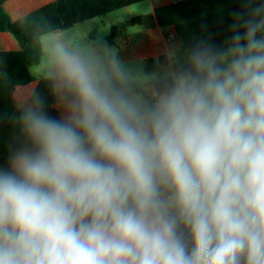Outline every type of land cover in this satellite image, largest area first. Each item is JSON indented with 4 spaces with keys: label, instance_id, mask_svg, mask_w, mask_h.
<instances>
[{
    "label": "clouds",
    "instance_id": "1",
    "mask_svg": "<svg viewBox=\"0 0 264 264\" xmlns=\"http://www.w3.org/2000/svg\"><path fill=\"white\" fill-rule=\"evenodd\" d=\"M240 3L152 68L22 18L53 104L0 108V264H264V0Z\"/></svg>",
    "mask_w": 264,
    "mask_h": 264
},
{
    "label": "trees",
    "instance_id": "2",
    "mask_svg": "<svg viewBox=\"0 0 264 264\" xmlns=\"http://www.w3.org/2000/svg\"><path fill=\"white\" fill-rule=\"evenodd\" d=\"M9 0H0V32L13 35L21 45V50L0 52V108L12 111L13 101L25 88H36L48 98L51 106L53 100L43 82L30 74V67L39 63L40 49L32 34V27L23 19L14 21L4 9ZM146 0H57L27 15L31 21L44 17L51 26L71 30L79 24L111 13L129 8ZM241 10L240 0H172L168 6L157 8L155 16L161 27H173L176 37L185 46L194 37H211L220 45L230 35L231 14ZM147 20L146 16L134 17L120 27H113L106 38L111 45H116L121 33L130 27L140 26ZM165 56L149 57L144 62L149 68L157 63L162 66ZM49 114L60 118L55 108H49ZM10 126L0 127V167H7L8 146L11 139Z\"/></svg>",
    "mask_w": 264,
    "mask_h": 264
},
{
    "label": "crops",
    "instance_id": "3",
    "mask_svg": "<svg viewBox=\"0 0 264 264\" xmlns=\"http://www.w3.org/2000/svg\"><path fill=\"white\" fill-rule=\"evenodd\" d=\"M55 1L57 0H9L4 5V9L9 13L12 20L17 21ZM146 1L150 2L152 12L147 15L131 13V16L126 21L139 16H146L147 20L142 25L130 27L127 31L121 33L118 39L123 40L121 47L117 46V44L112 45L123 54L125 60L133 64L141 60L144 61V59L149 57L165 56L169 45L180 43V40L176 37L175 29L173 27H161L155 16L157 8L170 5L172 0ZM95 20L92 19L83 24L95 22ZM80 25L82 24L77 26ZM76 27L71 30H74ZM95 35L96 29L91 30L89 37L95 40ZM17 50H21L18 40L10 33L0 32V52Z\"/></svg>",
    "mask_w": 264,
    "mask_h": 264
},
{
    "label": "rangeland",
    "instance_id": "4",
    "mask_svg": "<svg viewBox=\"0 0 264 264\" xmlns=\"http://www.w3.org/2000/svg\"><path fill=\"white\" fill-rule=\"evenodd\" d=\"M152 12L151 10V4L149 1H145L139 4H136L130 8H125L120 11L111 13L105 17L102 18H96L95 22H89L86 24H82L80 26H77L74 30H69L70 32H74L77 36L93 40L89 37V34L91 30L96 29V39H104L107 38L110 33L113 26L120 27L123 23L127 22L126 19H129L131 16V13L135 14H142L147 15ZM94 41V40H93ZM123 43V40H118L117 46L121 47V44ZM36 66L30 67L29 71L30 74L33 77H38L36 73Z\"/></svg>",
    "mask_w": 264,
    "mask_h": 264
}]
</instances>
